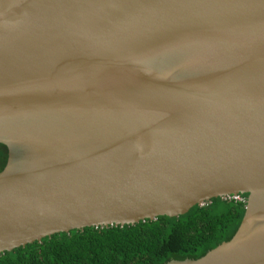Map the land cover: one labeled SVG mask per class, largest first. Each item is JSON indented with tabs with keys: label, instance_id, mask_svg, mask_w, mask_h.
<instances>
[{
	"label": "water",
	"instance_id": "95a60500",
	"mask_svg": "<svg viewBox=\"0 0 264 264\" xmlns=\"http://www.w3.org/2000/svg\"><path fill=\"white\" fill-rule=\"evenodd\" d=\"M0 144V254L246 194L165 264H264V0H0Z\"/></svg>",
	"mask_w": 264,
	"mask_h": 264
},
{
	"label": "trees",
	"instance_id": "16d2710c",
	"mask_svg": "<svg viewBox=\"0 0 264 264\" xmlns=\"http://www.w3.org/2000/svg\"><path fill=\"white\" fill-rule=\"evenodd\" d=\"M7 149L0 144V172ZM247 198V195L244 194ZM244 204L212 199L177 218L158 217L133 226L84 228L0 254V264H165L197 260L228 242Z\"/></svg>",
	"mask_w": 264,
	"mask_h": 264
},
{
	"label": "built area",
	"instance_id": "2783aa9c",
	"mask_svg": "<svg viewBox=\"0 0 264 264\" xmlns=\"http://www.w3.org/2000/svg\"><path fill=\"white\" fill-rule=\"evenodd\" d=\"M223 201H228V202H237L241 204H246L247 198L244 197L243 195L237 194V195H229L226 196L222 199ZM205 205V204H203Z\"/></svg>",
	"mask_w": 264,
	"mask_h": 264
}]
</instances>
